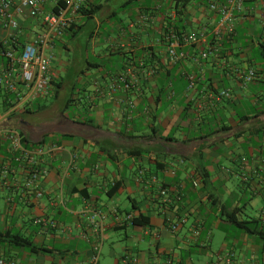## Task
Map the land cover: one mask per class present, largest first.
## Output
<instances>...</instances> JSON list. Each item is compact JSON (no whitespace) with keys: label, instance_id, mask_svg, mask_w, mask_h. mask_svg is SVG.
I'll list each match as a JSON object with an SVG mask.
<instances>
[{"label":"crops","instance_id":"1","mask_svg":"<svg viewBox=\"0 0 264 264\" xmlns=\"http://www.w3.org/2000/svg\"><path fill=\"white\" fill-rule=\"evenodd\" d=\"M221 1L87 0L54 38L63 75L50 60L51 93L1 122L13 120L27 147L59 150L38 159L47 170L39 199L10 164L9 185L0 186V261L264 264V5L244 2L218 58L201 59L192 46L178 63L167 56L173 35L214 27L208 5ZM38 29L22 20L17 40ZM247 68L255 79L244 85ZM231 212L246 227L230 222ZM13 234L39 250L14 245Z\"/></svg>","mask_w":264,"mask_h":264},{"label":"built area","instance_id":"2","mask_svg":"<svg viewBox=\"0 0 264 264\" xmlns=\"http://www.w3.org/2000/svg\"><path fill=\"white\" fill-rule=\"evenodd\" d=\"M246 0H223L208 5V10L216 15L212 29L202 27L194 33H180L168 40V60L175 64L187 57L184 47H196L201 59L219 57L221 43L235 33L236 23ZM264 5V0H254ZM87 0H55L52 8L45 9V0H0V93L7 108L0 115V186H8L7 173L10 164L17 163L24 172L22 189L33 194L35 199L42 197L39 181L47 175V170L39 166L38 159L50 152L59 150L55 143H39L27 147L23 134L6 122L17 111L32 109L39 100L52 91L54 75L50 70V55L54 38L62 36L85 7ZM38 22L29 41L18 44L17 33L22 20ZM15 47H18L15 48ZM151 74V72H150ZM188 89L194 84V76L186 74ZM243 84L255 79V72L247 68L241 75ZM219 97L228 98V90H221ZM133 107L132 104H130ZM72 159L75 155H72ZM195 186L196 183H193ZM165 197L166 192L160 191ZM90 223L98 218L95 209H90ZM131 217L128 216V219ZM172 231L177 229L171 226ZM96 256L92 257V264ZM4 264V261H0ZM13 264V262H9ZM163 264V263H158ZM168 264V263H167ZM170 264V263H169Z\"/></svg>","mask_w":264,"mask_h":264},{"label":"trees","instance_id":"3","mask_svg":"<svg viewBox=\"0 0 264 264\" xmlns=\"http://www.w3.org/2000/svg\"><path fill=\"white\" fill-rule=\"evenodd\" d=\"M179 1L182 2V4H184V3H187L189 0H179ZM81 12L82 13L85 12V8H83ZM72 27H73V25H71L68 28V30H70ZM18 44L21 45V44H23V42L18 40ZM15 48L18 49V47H15ZM4 97H6V94H3V98ZM6 108H7V105L4 103V101H2V103H0V111L3 112ZM24 111L28 113L29 112V109H26ZM24 143H26L25 142V138H24ZM227 219L230 222H233L237 227H246V222L245 221L244 222L237 221V219L235 218L234 212L228 213ZM133 221H135V219H133ZM260 238L264 241V233H260ZM9 241L11 243H13L14 245H16V246H19V247L28 249L30 251H37V250H39V248H36V247H34L32 245V242L28 238L23 237L20 234H13V235H11L10 238H9Z\"/></svg>","mask_w":264,"mask_h":264},{"label":"rangeland","instance_id":"4","mask_svg":"<svg viewBox=\"0 0 264 264\" xmlns=\"http://www.w3.org/2000/svg\"><path fill=\"white\" fill-rule=\"evenodd\" d=\"M47 52L50 55V60H52V64H51L52 69L56 73L61 74V66L56 61H58L60 59L65 60L64 51L62 50V48L59 45L56 44L55 47H54V49L52 51H47ZM71 74L74 75L73 73H71ZM61 75H63V74H61ZM73 77L74 76L71 77L72 78L71 80H75V77L74 78ZM78 86H79L78 83L74 85V89H72L73 94H76L77 93ZM74 108H75V105L69 106L68 112H70V115H71V113H75V109ZM2 113L3 112L0 111V115H2ZM12 121L13 120L9 121V123L12 122ZM12 123L15 124V122H12Z\"/></svg>","mask_w":264,"mask_h":264}]
</instances>
